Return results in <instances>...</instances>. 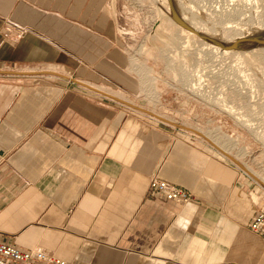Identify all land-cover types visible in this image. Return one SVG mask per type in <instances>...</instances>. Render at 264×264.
<instances>
[{
    "label": "crops",
    "instance_id": "1",
    "mask_svg": "<svg viewBox=\"0 0 264 264\" xmlns=\"http://www.w3.org/2000/svg\"><path fill=\"white\" fill-rule=\"evenodd\" d=\"M123 4L0 0V239L69 264H264L259 183L199 120L140 110ZM154 177L195 200L151 197Z\"/></svg>",
    "mask_w": 264,
    "mask_h": 264
},
{
    "label": "rangeland",
    "instance_id": "2",
    "mask_svg": "<svg viewBox=\"0 0 264 264\" xmlns=\"http://www.w3.org/2000/svg\"><path fill=\"white\" fill-rule=\"evenodd\" d=\"M214 1L218 4L221 0L209 2ZM138 2L123 0L127 29L122 35L126 33L130 40L126 49L131 74L140 91V106L161 116L181 119L178 122H187L190 117L191 121L199 120L195 123L202 124L201 129L209 140L234 156L251 175L256 174L258 180L264 181V49L229 50V54L211 51L205 43L211 44L193 34L190 36L171 19L167 0ZM175 2L190 24L204 28L207 35L216 39L222 40L215 35L222 36L226 30L243 26L233 20L223 25L215 23L202 7L194 4L195 0ZM263 12L264 0H260L255 15ZM132 19L140 21L142 28L133 27ZM152 21L156 25L148 32L147 25ZM133 61L151 70L148 86L144 85L145 78ZM215 137L229 138L237 148L217 145ZM259 186L264 193L262 184Z\"/></svg>",
    "mask_w": 264,
    "mask_h": 264
},
{
    "label": "bare ground",
    "instance_id": "3",
    "mask_svg": "<svg viewBox=\"0 0 264 264\" xmlns=\"http://www.w3.org/2000/svg\"><path fill=\"white\" fill-rule=\"evenodd\" d=\"M195 1L196 2L194 4L197 3L198 6L202 7L204 9V11H205V14H207L210 18H212V20L215 23H218V24L220 23L221 25H223L224 23L226 24V22L228 20H233V22L237 21L238 23L237 22H235V23L243 25L240 29H237V30L236 29L226 30L222 36H220V35L216 36L215 35V37H217V38L220 37V39H222V40H219V39L215 38V40H218V42H220V44H222L224 42H227V41H233V40H236V39H241V38L246 37V36H250V35H254V34H258V33L260 34V33L264 32V12L262 14L258 15V16L255 15V13L260 8V0H240V1H238V0H223V2L221 0L220 3H218V4H215V1H214V3H211V2H209L210 0H195ZM217 2H218V0H217ZM228 22H230V21H228ZM228 22H227V24H228ZM214 26L216 27L217 25H214ZM193 27H195L197 30L205 33V31L203 30L204 28H202L200 26H195V25H193ZM236 31H238V32L234 33ZM182 32H184V31H182ZM185 32H187V31H185ZM188 33H189V35L191 34L190 32H188ZM205 45L208 46L209 48H211V51L213 49V51H218L221 54H223V53L229 54L230 53L228 49H223L220 46H216V45H211L210 46V45H207L206 43H205ZM134 63H135V65L134 64L133 65L135 66V68L136 69L138 68L139 70L138 69L137 70L140 71L142 73V75L144 76V78H145V82H144L145 84L144 85L148 86V84H149V82L151 81V78H152L150 76L151 75V73H150L151 70L149 71V69L145 68L146 66L144 67V64H143V66H141V65H138L136 62H134ZM191 76H193V75H191ZM146 83H148V84H146ZM153 85H152V87H153ZM152 87H150V88H152ZM194 90H196V89H194ZM206 90H205V92H206ZM224 101H225V99H224ZM215 142H216L217 145H222V146H225V147H232L233 149L237 148L236 143L231 141L229 138H221L220 139L218 137H215ZM239 151H241V153L243 152V150H239ZM248 174L251 175L249 172H248ZM255 175H251V176L254 177L255 179H257L256 178L257 176H255ZM257 181L264 186V181L258 180V179H257Z\"/></svg>",
    "mask_w": 264,
    "mask_h": 264
},
{
    "label": "built area",
    "instance_id": "4",
    "mask_svg": "<svg viewBox=\"0 0 264 264\" xmlns=\"http://www.w3.org/2000/svg\"><path fill=\"white\" fill-rule=\"evenodd\" d=\"M132 1H136V4H139L138 0H131V2ZM133 21L134 19H132L131 22L134 24V25L131 24L133 27L136 28V26H138L140 29L142 28V24L140 21H134V22ZM152 22L150 26L147 25L148 32H151L156 25V21H152ZM14 30L15 27L12 24L10 23L6 24L5 36L7 37ZM247 175L249 174L247 173ZM255 180L257 181V179ZM262 188H264L263 185ZM149 194L153 198L163 201L175 202L181 205L188 204L195 200L193 194L190 193L189 191L177 187L157 177L152 178L150 181ZM250 230L257 236L264 239V206L257 212L256 216L251 222ZM0 264H69V263L51 255L48 252L42 250H24L0 239Z\"/></svg>",
    "mask_w": 264,
    "mask_h": 264
},
{
    "label": "water",
    "instance_id": "5",
    "mask_svg": "<svg viewBox=\"0 0 264 264\" xmlns=\"http://www.w3.org/2000/svg\"><path fill=\"white\" fill-rule=\"evenodd\" d=\"M168 3V14L170 15L171 19L182 29H184L187 32H190L191 34L197 36L199 39L203 40L204 42H207L211 45L220 46L223 49H228L230 51H242V52H248L256 49H264V32L250 35L243 37L241 39H236L233 41H228L220 44L218 40H215L214 37L207 35L206 33H203L199 30H197L193 25H191L181 14V12L178 9V6L175 2V0H167ZM142 112H144L147 115L155 116L158 119H161L162 121L167 122V120L159 117V115L154 114L153 112H150L148 110L140 109ZM207 138V137H205ZM209 140V138H208ZM212 145H214L219 151H221L223 154H225L227 157H229L233 162L238 164L245 172L248 173L247 168L241 164L234 156L226 154L223 152L220 148H218L211 140H209Z\"/></svg>",
    "mask_w": 264,
    "mask_h": 264
}]
</instances>
